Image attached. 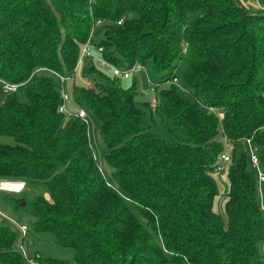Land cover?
<instances>
[{"label":"trees","instance_id":"1","mask_svg":"<svg viewBox=\"0 0 264 264\" xmlns=\"http://www.w3.org/2000/svg\"><path fill=\"white\" fill-rule=\"evenodd\" d=\"M93 25L94 53L147 68L153 99L135 79L121 85L133 73L114 76L91 56L79 68L82 84L75 82ZM42 66L70 76L68 108L99 118L107 179L96 169L85 117L59 110L61 81L36 70ZM2 81L18 85L6 90ZM22 84L27 101L16 95ZM0 85L7 92L0 135L13 138L0 140V178L25 182L12 203L32 216L31 235L1 220L0 264H264L257 171L250 154L235 149L249 139L264 171V3L0 0ZM147 114L175 143L152 129ZM224 151L230 159L220 193ZM45 234L70 256L27 254Z\"/></svg>","mask_w":264,"mask_h":264},{"label":"rangeland","instance_id":"2","mask_svg":"<svg viewBox=\"0 0 264 264\" xmlns=\"http://www.w3.org/2000/svg\"><path fill=\"white\" fill-rule=\"evenodd\" d=\"M241 1L243 4L252 3L255 5H258V4L264 3V0H241ZM185 66L186 64L182 63L178 69L177 74H178L179 79H181ZM133 75L134 77L132 78L120 79L119 81L121 85L126 88L130 87L133 83V79H135L136 87L139 91L143 92V96L147 99H153L155 96V92L154 90H152L151 87H149V84H148V79H152V76L149 73V70L147 68L139 67L134 71ZM75 82L77 84H82L83 82L81 78V71L79 70L78 72H76ZM68 84L69 85L67 87L69 90L71 81H69ZM26 87H27L26 84H22L16 89V95L18 99L21 101H27ZM6 93L7 92L0 85V99L4 98ZM72 97L73 96L70 93V98ZM70 100L71 102H73V99H70ZM73 107H74L73 110L75 112H77V110L83 109L82 106H78V105L73 106ZM85 112H86V115H85L84 121L86 122L88 126L89 147L91 151L93 152L95 160H96V169L102 177L107 179L108 170H107V164H106V159H105V152H104V148L102 146V142L99 137L100 120L93 112L87 111V110H85ZM147 116H148L147 117L148 123L151 125L152 129H154L158 133H162L170 142L175 143L176 141L175 137L166 130V128L163 126L159 117H157L156 115L151 117L149 114H147ZM71 120L72 118L68 116L64 117L62 120V125H61L62 129L65 130ZM0 140L5 141V142H10V143L13 142V138L9 135H0ZM222 140L224 141L225 146L227 147L226 141L223 138ZM235 149L237 152L242 151L249 155L252 151V146L250 145L249 142H247V140L246 141L240 140L236 144ZM225 168L226 169L224 171L217 172L216 174L220 193H222L224 188L226 187L227 178H228L227 177L228 176V164L225 165ZM19 193L20 192L12 193V192L0 191V201L5 203V208L4 209L0 208V210H2L0 211V222L2 219L8 218L11 222L14 221L15 224H18V225H20L21 223H24V224L26 223L28 225L27 230L29 233V228L31 231L30 224H31L32 216L28 213H24V211H21L20 209L17 210L13 207L12 198L14 197V195H17ZM258 197H259V200L262 201V204L264 205V183L258 186ZM223 205H224V201L222 199L221 201H218V196H217L215 200V209L216 211L220 212L223 216H225ZM262 214L264 216L263 210H262ZM18 222H21V223H18ZM19 229H20V226H19ZM30 233L29 235H31ZM45 235L46 236L44 237L41 235L42 237L36 240L35 243H31L29 247H25L26 253L30 254L32 250L38 249L42 253L51 255V256H65V257L70 256L71 250L57 247L54 244L52 245L51 242L49 241L50 238L52 239V236H50L49 234H45ZM47 236L50 238H48Z\"/></svg>","mask_w":264,"mask_h":264},{"label":"built area","instance_id":"3","mask_svg":"<svg viewBox=\"0 0 264 264\" xmlns=\"http://www.w3.org/2000/svg\"><path fill=\"white\" fill-rule=\"evenodd\" d=\"M118 22H121V20H118ZM95 26L96 25L92 26L90 34L82 46L77 65L75 66V71L78 72V70L81 66V63H82L85 56L94 57V59L96 60V63L99 66L110 70L114 76H117L119 78L129 77L132 73H134V71L137 68H139V67L144 68V66H142L140 63H134L129 67H123V66L115 65V64L111 63L110 61L106 60L100 54H95L93 49H92L93 43H92V39H91V35L95 29ZM101 49H102L101 46H97V50L101 51ZM36 70L37 71H39V70L54 71V70H51L50 68L44 67V66L39 67ZM54 72L56 73V75L59 77V80L61 81L62 102L59 105V110L64 112L66 115L77 114L78 116L84 118L85 117L84 109H80L77 112H74L73 110H71L67 106V100L69 98V94H68L67 90L64 88V85H65L64 83L70 78V76L59 74L56 71H54ZM176 80H177V78H174V81H176ZM17 85H18L17 83L2 81V86L6 90H14L17 87ZM152 102L154 103V100ZM247 141L249 142V139ZM229 159H230L229 154L225 151L222 152L219 156V161H218L219 163L217 165L218 170H224L225 163ZM250 161L257 171L258 182L261 185V182L264 181V171L259 166V158H258V155L256 154V151L254 148H252V151L250 153ZM24 187H25V182L22 180L0 178V191L18 193V192H21L24 189ZM260 207H261V210H263V212H264V205L262 204V201H260ZM19 226H20V231L22 233L27 232L28 227L26 224L21 223ZM34 264H36V263H34Z\"/></svg>","mask_w":264,"mask_h":264},{"label":"water","instance_id":"4","mask_svg":"<svg viewBox=\"0 0 264 264\" xmlns=\"http://www.w3.org/2000/svg\"><path fill=\"white\" fill-rule=\"evenodd\" d=\"M24 203H25V201L22 202V204H24Z\"/></svg>","mask_w":264,"mask_h":264}]
</instances>
